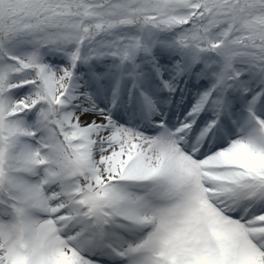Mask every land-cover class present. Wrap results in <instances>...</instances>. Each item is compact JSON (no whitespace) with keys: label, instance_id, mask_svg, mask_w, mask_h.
<instances>
[{"label":"snow or ice","instance_id":"snow-or-ice-1","mask_svg":"<svg viewBox=\"0 0 264 264\" xmlns=\"http://www.w3.org/2000/svg\"><path fill=\"white\" fill-rule=\"evenodd\" d=\"M0 264H264V0H0Z\"/></svg>","mask_w":264,"mask_h":264}]
</instances>
